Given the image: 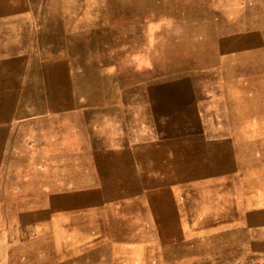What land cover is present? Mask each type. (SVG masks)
<instances>
[{"label":"crops","instance_id":"0c3cea01","mask_svg":"<svg viewBox=\"0 0 264 264\" xmlns=\"http://www.w3.org/2000/svg\"><path fill=\"white\" fill-rule=\"evenodd\" d=\"M19 6L21 11L32 8L31 4ZM5 15L0 16V250L30 248L47 238L60 243L63 228L70 241L82 246L109 233V219L114 217L112 227L116 226L123 240L126 234L157 233L162 225L160 211L153 204L162 201L158 194L135 195V201L150 204H140L134 215L125 209L114 214L101 207L102 202L126 201L122 196L111 199L97 187L120 185L127 170L133 171L137 186H154L162 178L155 171H195L181 174V181L167 179L165 184L171 190L165 196L170 215L183 232L228 234L235 239L245 233L250 243H264V143L241 145L237 140L264 138V131L255 134L252 128L250 134H239L232 127L237 121L231 109L236 104L232 90L253 79L248 67L237 61V53L224 56L218 49H205L202 55L219 59L211 65L218 77L214 84L220 93L217 104L229 105L230 111L216 113L213 120L228 122L229 128H204L188 137H174L165 130L163 139L157 141L159 114L169 116L167 122L180 114L174 110L179 101L190 104L188 92L184 95L190 89L188 83L150 82L145 93L128 99L119 82L103 83L106 90L99 89L93 81V41L100 34L109 42V28L100 29L86 19L77 28L63 31L60 20L57 29L41 20L36 35L30 32L32 21L27 14ZM63 32L75 36L68 52L59 44ZM112 40L120 41V35ZM106 52L109 56L108 48ZM78 57L91 61L82 65L86 76L70 83L68 74H77ZM225 57L231 60L223 61ZM262 76L264 81V70ZM159 99L164 103L160 109ZM132 105L141 108L128 110ZM204 115L203 121L208 116ZM130 121L138 124L128 129ZM127 157L132 158L130 165ZM79 225L85 227L80 236ZM13 261L6 258L1 264Z\"/></svg>","mask_w":264,"mask_h":264},{"label":"rangeland","instance_id":"374dc122","mask_svg":"<svg viewBox=\"0 0 264 264\" xmlns=\"http://www.w3.org/2000/svg\"><path fill=\"white\" fill-rule=\"evenodd\" d=\"M263 1L245 3L237 0L231 4V0H0V4H4L0 7L6 8L5 11L0 10V16L27 14L32 21L30 32L36 35L41 29V20H47L51 29H57L60 20L63 31L77 28L86 19H92L95 27L100 29L102 26L109 28V42L100 34L93 41V81L95 86L99 89L103 87V90L107 87L103 83L123 84L127 99L145 93L144 87L150 82L163 85L172 81L188 83L190 89L184 91V95L188 92L190 104H185L183 99L179 101L180 105L175 106L174 110L180 114L175 113L167 122L165 119L169 116H158L155 138L160 141L165 130L174 137H188L204 128L211 131L220 125L229 128L228 122L213 120L216 113L224 115L229 113L230 108L229 105L217 104L216 95L220 93L214 84L218 77L211 65L219 59L203 57L205 49H218L224 56L237 53L241 67H248L252 73V82L239 84L231 93L232 102H236L231 109L237 115V121L232 123V127L237 128L239 134H250L252 128L255 134L264 131ZM21 4H31L32 8L21 11L18 9ZM8 5L13 6V9H7ZM116 35H120V41L112 40ZM74 38V35L63 32L59 43L61 49L68 52ZM242 54H249L250 57H241ZM76 60L77 74H68L70 83H73L75 77L80 81V76H86L83 66L91 61L85 57ZM222 60L231 59L225 57ZM176 92L179 96L182 90ZM163 105L159 99L158 109ZM135 107L136 110L141 108L132 105L127 106V109ZM204 114L208 115L205 121ZM137 124V121L127 122V128L132 129ZM237 140L241 145H246L247 141L259 145L264 143V138L260 137H239ZM131 162L132 158L127 157V165ZM155 172L162 175V178L156 179L154 186L135 185L133 171L127 170V176L121 180L120 185L97 188L103 189L111 199L125 197L126 201L123 202L101 203L103 209L114 214L125 209L134 215L135 210H140V204H150L135 201V195H160L162 201L153 203L160 211L158 215L162 222L157 233L126 234L123 240V235L115 232L116 226L112 227V222L116 220L114 217L109 219V233L100 234L87 244L76 245L70 241L67 229L65 231L63 228L60 243L47 238L44 242L40 240L31 244L30 248L0 250V264L5 263L6 258L14 260L7 264H86V261L90 264H264V243H250L245 233H238L237 239L230 238L228 234L212 232L184 233L178 220L170 215L165 196L171 190L165 184L167 179L170 183L181 181V174L195 171L174 169ZM209 206L210 203L207 204ZM206 212L212 214L208 208ZM206 221L210 223L211 220L206 218ZM80 232H85L82 225L78 227V236ZM134 236L140 239L134 240ZM144 242L151 246L145 247ZM135 245L139 248H135Z\"/></svg>","mask_w":264,"mask_h":264}]
</instances>
